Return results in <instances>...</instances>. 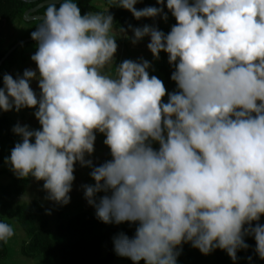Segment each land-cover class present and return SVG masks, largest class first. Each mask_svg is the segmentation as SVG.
<instances>
[{"label": "clouds", "instance_id": "1", "mask_svg": "<svg viewBox=\"0 0 264 264\" xmlns=\"http://www.w3.org/2000/svg\"><path fill=\"white\" fill-rule=\"evenodd\" d=\"M112 2L137 20H168L163 7L138 10L142 0ZM166 6L177 22L169 33L129 28L133 44L149 36L156 59L169 55L177 85L171 93L150 76L146 59L122 61L115 75L105 71L118 50L113 15H82L74 0L59 8L49 2L31 33L39 76L31 69L15 79L3 74L0 109H37L41 125L14 126L21 141L6 162L17 178L44 181L46 199L61 205L71 200L74 165L91 167L95 183L83 188L96 217L138 225L131 238L113 237L115 253L134 264H177L183 243L206 255L225 250L236 261L238 250L250 247L246 236H254L264 259V0ZM37 79L39 96L31 87ZM96 132L106 136L112 157L99 166L86 159ZM14 235L0 221V242Z\"/></svg>", "mask_w": 264, "mask_h": 264}, {"label": "trees", "instance_id": "2", "mask_svg": "<svg viewBox=\"0 0 264 264\" xmlns=\"http://www.w3.org/2000/svg\"><path fill=\"white\" fill-rule=\"evenodd\" d=\"M41 1L43 0L29 3L24 0H0V18L13 19L20 26H24L21 37L14 43L31 37V33L42 23V19L31 21L24 19V12ZM104 1L107 6L105 10L97 6L94 0H74L81 9L82 15L89 12L109 13L113 15L115 25L125 28L138 21L129 10L114 4L112 0ZM62 2L63 0L60 3H55L56 7L59 8ZM46 6L39 9L37 13L45 14ZM176 23L174 19L171 25L162 31L165 34L169 33ZM31 44H34L33 48L37 49L36 41L27 42L18 46L3 62L0 67V87L3 86L2 78L3 74H7V68L18 62V59L24 60L26 51ZM7 50L0 51V59ZM156 60L168 92L176 91V82L171 79L175 69L169 63V55L162 51L159 59ZM14 126L15 124L8 112L0 109V175L11 174L7 166L9 163L6 161L19 138L13 132ZM32 142H35L34 139ZM153 147L158 149L159 144H153ZM27 183L28 178H17L15 175L8 183L0 184V221L9 225L16 223L24 231L25 236L20 245L23 256L30 259L39 258V264H134L130 258L121 257L115 253L113 237L120 232L125 233L130 238L133 237L137 224L129 222L119 225L105 224L96 217L95 211L87 208H81L74 213L70 212L71 214L62 211L56 218H53L38 200L11 202L10 197L21 193ZM50 217L53 218L51 221ZM255 223L257 222H253V225ZM258 223L264 224V216H261ZM244 239L250 247L247 250H238L236 261H233L225 250L215 249L206 255L198 248L193 247L191 243H183L177 264H264V259H261L255 251L254 236H246ZM248 257H252L251 261ZM0 264H21L11 259L8 242L0 246ZM139 264H146V262L142 260Z\"/></svg>", "mask_w": 264, "mask_h": 264}, {"label": "crops", "instance_id": "3", "mask_svg": "<svg viewBox=\"0 0 264 264\" xmlns=\"http://www.w3.org/2000/svg\"><path fill=\"white\" fill-rule=\"evenodd\" d=\"M163 7L164 12L169 14V10L166 6V0L164 5H160L157 3V0H142V2H138L135 7L140 9H143L145 7ZM102 9H107V6L101 7ZM175 18L171 15H168V20L165 21L161 16H157L155 18H141L139 19L135 24L131 25L133 28L135 27H143L144 25H152L157 27L159 30H163L166 27H169L171 23L173 22ZM24 26H20L16 20L13 19H1L0 18V51L7 50L12 43H14L18 38L22 35V28ZM113 32L110 33V35L114 36L116 38V42L118 44V50L115 54L114 63L105 69V71L110 72L112 75H115L116 73V66H118L122 61L126 59H130L133 61H139L141 58L146 59L150 62L152 65L148 71L150 76L155 75L159 79L163 81V78L158 70L157 67V60L153 56L152 52L148 49L147 45L150 43V37L146 36L141 41L137 42L136 44L132 43V40L134 39V32L131 28H125L121 27L119 25H113ZM121 29H124V31H121ZM37 49L27 50L26 51V58L22 61L18 60V62L13 63L8 68V73L13 76V78H17V76H22L23 72L26 69L35 70L37 72V76H39V70L34 61H32L31 56L35 54ZM164 82V81H163ZM165 84V83H164ZM31 87L33 90L37 93V96L40 94V89L38 86V79L31 81ZM165 101H167V96L164 98ZM37 109L33 108H23L19 112L15 111L13 109L12 111H8L9 116L13 120L14 124H20V125H28L31 129H40L41 125L37 118L34 115V112ZM96 141H95V151L92 155L86 154V159H90L93 161L94 166H99L103 164L104 162L112 159L110 148L104 144V140L106 139V136L102 133L96 132ZM21 141V137L19 136L18 142ZM153 144H158L157 142H153ZM10 169L11 174H3L0 175V184L8 183L12 180V177L15 176L14 172L11 170V165H7ZM74 176L75 180L72 185V191L69 193L71 200L69 204L73 203H81L80 205H84L83 208L92 209L95 211V208L91 205H89L87 199L85 198V191L83 188V185H90L94 184L95 181L92 179L90 173L92 171L91 167H84L81 166L79 162H77L74 165ZM92 180V181H91ZM44 181H36L34 177H28V183L24 190L21 193L14 194L10 197L11 202L19 203V202H32L34 200L40 201L47 213L50 211L49 209L54 210L52 211L53 214H50L51 217L56 218L59 214V212H64L65 210L60 206V204H57L51 200L46 199L48 196V193L43 189ZM104 195V193L97 194V199L99 196ZM75 206V205H73ZM68 208V207H67ZM14 228L15 233L20 232L21 239L20 242H22V239L24 238V231L20 229L21 227L18 226L16 223H12L11 225Z\"/></svg>", "mask_w": 264, "mask_h": 264}, {"label": "rangeland", "instance_id": "4", "mask_svg": "<svg viewBox=\"0 0 264 264\" xmlns=\"http://www.w3.org/2000/svg\"><path fill=\"white\" fill-rule=\"evenodd\" d=\"M94 3L97 6H101V7H105V5H106V3H105L104 0H94ZM168 15H171V12H169ZM33 47H34V44H31L28 49L29 50H32V49H34ZM17 59H18V57H17ZM8 69L9 68H7V74H9L8 73ZM80 204L81 203H73V204H69V206L68 205H61L60 204V206H58V207H62L65 210L64 212L66 214H69L70 212H73L74 213L77 210H79V209H81V208L84 207V205H80ZM73 205H75V206H73ZM55 208L56 207L54 206V210H52V211H55ZM49 210H50V213L53 214V212L51 211V209H49ZM52 219L53 218L50 217V221ZM109 225H111V224H109ZM20 229H22V228H20ZM20 236H21L20 232L15 233V235L7 241L8 244H9L10 251H11V259L14 260V261L16 260L17 262H20L21 264H39V261H40L39 258H37V259H32L31 258L30 259V258H27V257H25V256H23L21 254V251H20V245H21L20 239H21V237Z\"/></svg>", "mask_w": 264, "mask_h": 264}, {"label": "water", "instance_id": "5", "mask_svg": "<svg viewBox=\"0 0 264 264\" xmlns=\"http://www.w3.org/2000/svg\"><path fill=\"white\" fill-rule=\"evenodd\" d=\"M26 2H37L39 0H24ZM62 0H43L41 2H39L37 5L28 8L25 12H24V19L27 21H31V20H35V19H42V17L44 16L43 13H37V11L39 9H41L42 7H44L45 5H47L49 2H55V3H60ZM33 41L32 37H27L24 39H21L19 41H17L16 43H14L5 53V55L0 59V67L3 64V62L18 48V46L23 45L27 42H31ZM3 242H0V244H2Z\"/></svg>", "mask_w": 264, "mask_h": 264}]
</instances>
